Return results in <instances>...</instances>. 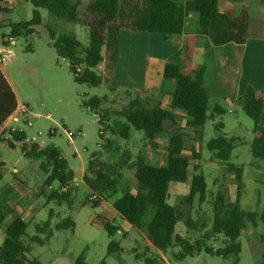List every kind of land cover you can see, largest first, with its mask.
Wrapping results in <instances>:
<instances>
[{"label":"trees","instance_id":"16d2710c","mask_svg":"<svg viewBox=\"0 0 264 264\" xmlns=\"http://www.w3.org/2000/svg\"><path fill=\"white\" fill-rule=\"evenodd\" d=\"M5 0H0V28L3 25L10 27L7 37L2 35L1 43L6 45L8 38L19 34H32L37 25L41 23L40 9L70 23L84 25L88 30V43L82 44L74 33L56 31L46 26L52 47L59 58L68 62L73 79L77 83H86L91 87L104 86L107 93L93 95L82 102L90 110L98 111L108 101L109 94H121L127 100L119 110L109 113H99V136L101 150L92 152L88 158V166L82 174V182L88 188L85 203L99 207L101 199L115 196L110 204V215L100 211V225L108 236L120 231L115 219L127 221L136 229L142 230L149 243L159 251L165 252L169 247L177 246L180 251L173 254L175 259H183L186 255L198 252L226 258L229 255L238 256L241 245L239 236L246 226V222L255 223L257 215L253 211H246L240 205V189L242 188V169L227 162L228 170H235L237 180V194L233 201H228L220 191L216 192L211 200L212 218L210 227L201 237L190 239L176 232L178 221L175 207L168 203L169 182H186L188 170L192 166L189 180V189L183 197L182 203L186 211L180 213V219L187 228L195 229L191 218V207L195 199L201 204L205 201L206 181L204 174L198 171L196 161L201 159V153L196 146L190 144L188 135L183 126L176 119L174 110L184 111L187 116L186 126L201 127L205 120L216 115H221L225 109L219 104L209 105V91L204 84V67H198L190 73L183 72L177 64H166L163 70L165 79L174 80V90L170 94V104L162 107L159 103L150 105L143 93L136 89H119L112 76L106 72H98L96 66L101 62V48L106 42L109 28L118 24V0H29L33 6L31 17L18 22H5V14L9 9L4 5ZM218 0H149L147 13V29L150 32L161 34L166 40L169 35L179 34L183 28L184 18L189 12L198 15L200 31L208 32L211 23L219 19L226 26L228 42L235 44L244 43L247 35L253 33L251 18L246 11L235 15L230 9L219 13ZM253 35L259 36L261 23L256 24ZM79 68V71L76 70ZM244 113L253 121V137L249 143L251 155L264 162V100L258 91L247 87L241 97L235 99ZM18 103L14 90L0 69V127L15 112ZM210 112L208 113V111ZM222 124L217 123L215 129L218 134L206 142V148L212 157L225 162L228 161L232 141L221 131ZM131 129L141 131L144 138L154 140L163 133L169 134L166 147V156L162 163L153 164L142 154H137L133 159L127 148H120L118 140L127 141ZM109 133L105 138L103 132ZM23 138L24 133L15 135ZM5 142L9 147L15 145L0 137V143ZM21 146V151L27 158L40 159V167L48 173L44 185L50 188L51 183L57 180L59 189L72 182V172L66 169L58 148L47 145L39 146L30 144ZM121 149V151H120ZM121 156L109 162L112 155L119 153ZM107 154L106 158L102 155ZM194 161V162H193ZM192 163V164H191ZM3 163L0 160V179L2 178ZM50 167V170L47 168ZM125 167L133 171L135 189L131 190L122 186L120 172L117 168ZM67 187V188H68ZM52 189V188H51ZM65 191V190H62ZM52 190L49 199L64 198L65 193ZM95 193L97 197L89 200ZM264 220V189L262 192V210L259 215ZM52 212L48 213L46 220L35 223L36 233L29 237L30 242L44 244L53 236V230L72 229L73 221L62 218L51 225ZM4 221V214L0 208V224ZM26 221L17 216L4 229V237L0 243V264H27L29 262V248L22 241L26 234ZM44 235L41 238L39 235ZM223 238L222 246L209 244L210 238ZM264 257V236L261 237ZM123 248L118 241L110 240L107 254H121ZM144 264H159L157 259L144 256ZM162 259V258H161ZM72 264H85L83 254L78 255ZM97 264H105L102 259Z\"/></svg>","mask_w":264,"mask_h":264},{"label":"rangeland","instance_id":"374dc122","mask_svg":"<svg viewBox=\"0 0 264 264\" xmlns=\"http://www.w3.org/2000/svg\"><path fill=\"white\" fill-rule=\"evenodd\" d=\"M4 5L9 9L8 13H4L5 22H18L31 17L33 6L29 0H5ZM40 14L41 23L36 26L34 33L13 36L6 45L1 43V37L9 35L10 27L3 25L0 28V52L5 55L0 69L13 86L19 104L26 106L25 118L30 122V125H25L22 114H19L17 120L10 119L7 126L23 129L24 135L30 140L26 147L37 144L58 148L65 160L66 169L72 172V182L68 183L69 187L65 191L59 189L57 180H54L49 188L43 183L48 173L40 167V159L27 158L21 151L20 143L14 147H9L5 142L0 143V160L3 163L0 207L4 214V221L0 224V243L5 227L19 216L27 223L26 234L22 236V241L29 248L27 264H72L80 254H83L85 264H97L102 259L105 264H144V256L156 258L159 264H264L261 241L264 236V220L259 218L264 189V162L255 159L249 150L253 137V121L238 103L229 101L233 96L230 78L237 70L238 59L233 54L226 55L227 57L221 54L218 63L221 71L219 78L211 84L205 82L215 101L225 112L213 119L208 117L201 127H189L186 126L187 116L184 111L174 110L176 119L188 135V141L201 153V159L196 161V164L206 181L205 201L199 204L195 199L190 210L191 218L196 224L195 229L187 228L180 219V213L186 209L182 200L188 192L189 180L194 173L192 166L189 167L186 182H169L168 203L176 210V232L190 239L201 237L210 227V202L216 192H222L228 201H233L236 197V172L234 169H227L229 162L242 169L240 205L243 210L256 213V222H246L239 236L241 250L238 256L221 258L201 251L179 260L173 256L180 251L179 247H169L165 252L157 250L149 243L142 230L136 229L118 216L115 223L119 224L121 229L108 236L100 225L98 213L101 208L102 214L110 215V204L115 196L101 199L100 208L85 203L88 188L82 182V174L87 169L90 154L101 150L97 121L99 113H113L119 110L127 99L121 94H109L108 101L98 111L83 106L84 100L93 95H103L107 93V89L104 86L91 87L86 83L74 81L67 60L59 58L52 47L46 26L60 32H72L84 45L88 43V30L84 25L56 18L45 9H40ZM203 60L206 61V58ZM101 68L102 65L98 64L95 70L100 71ZM144 100L148 104L151 103L148 98ZM165 100L167 97H164L163 105L166 104ZM217 123L222 124V133L232 141V150L228 161L225 162L212 157L206 148V142L218 134L215 129ZM103 134L105 138L109 137L108 132L104 131ZM168 139L169 134L163 133L154 140H148L141 131L131 129L130 138L127 141L118 140V143L121 149L129 150L132 159L137 154H142L149 162L160 164L166 156ZM120 156V152L115 153L108 161L112 163ZM102 157L106 158L107 154ZM117 169L122 186L134 190L136 186L133 171L125 167ZM47 170H50V167ZM12 182L14 185H11ZM9 187L12 191L7 196L6 189ZM52 190L63 192L66 196L49 199ZM42 192L45 196H39ZM33 206L35 208L30 213L23 210ZM49 212H52L51 225L62 218H70L74 224L73 228L53 230V236L44 244L30 242L29 237L36 233L35 223L46 220ZM39 236L45 237L43 234ZM112 239L118 241L123 248L121 254H107L108 242ZM222 242L221 237L210 238L208 241L213 246H222Z\"/></svg>","mask_w":264,"mask_h":264},{"label":"crops","instance_id":"0c3cea01","mask_svg":"<svg viewBox=\"0 0 264 264\" xmlns=\"http://www.w3.org/2000/svg\"><path fill=\"white\" fill-rule=\"evenodd\" d=\"M148 3L149 0H118V24L109 28L108 38L101 48L102 60L99 64L102 68L98 72L110 74L119 89L130 88L142 92L143 97L151 102L150 105L159 103L162 107H168L175 84L173 79L163 77L166 64H177L185 73L203 66L204 84L206 81L211 84L221 73L218 65L220 55L227 57L226 55L233 54L238 59V66L230 78L233 96L229 101L235 102L247 87L257 90L264 100V0H218L219 13L227 9L235 15L246 11L253 21V33L247 35L242 44L225 40L226 26L219 19L211 23L208 32L200 31L198 15L195 12H189L185 16L179 34L169 35L164 40L161 34L147 29ZM258 22L261 23V29L260 35L256 36L253 34ZM11 87L13 89L12 85ZM206 87L209 91V105L218 104L209 87ZM164 97H167L165 105ZM17 103L15 112L20 107L18 99ZM9 189L10 187L6 189L7 196L12 191V188ZM41 195H44L43 192L39 196ZM34 208L33 206L23 210L30 213Z\"/></svg>","mask_w":264,"mask_h":264},{"label":"built area","instance_id":"2783aa9c","mask_svg":"<svg viewBox=\"0 0 264 264\" xmlns=\"http://www.w3.org/2000/svg\"><path fill=\"white\" fill-rule=\"evenodd\" d=\"M8 40H11V38H8ZM5 55L0 52V63L4 60ZM77 71H79V68H76ZM89 109V107H88ZM27 113V108L26 106H22L20 105V107L18 108V110L13 114V116L11 117L12 120H17V115L22 114V121L25 122V125H30V122L25 118V114ZM19 132H23L22 128H17L14 126H7V124L5 126H1L0 127V137L3 138L5 141L9 140L11 141L14 145L17 143H20L22 145H26L27 143L30 142L29 138L26 137L24 135L23 138H17L15 137V135H17V133ZM77 134H80V132H77ZM68 186H63L62 190H66ZM97 197V195L95 193H92L89 196V200H94Z\"/></svg>","mask_w":264,"mask_h":264}]
</instances>
